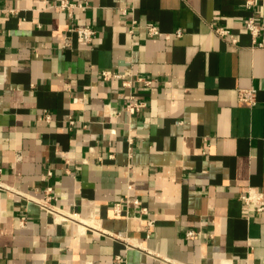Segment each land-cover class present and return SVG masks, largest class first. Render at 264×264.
<instances>
[{"label": "crops", "instance_id": "0c3cea01", "mask_svg": "<svg viewBox=\"0 0 264 264\" xmlns=\"http://www.w3.org/2000/svg\"><path fill=\"white\" fill-rule=\"evenodd\" d=\"M59 1L0 0V264H264V211L240 199L264 192V46L247 29L254 16L264 44V0H73L72 17ZM104 70L153 78L132 88L148 107L130 116ZM50 186L101 231L20 195Z\"/></svg>", "mask_w": 264, "mask_h": 264}, {"label": "built area", "instance_id": "2783aa9c", "mask_svg": "<svg viewBox=\"0 0 264 264\" xmlns=\"http://www.w3.org/2000/svg\"><path fill=\"white\" fill-rule=\"evenodd\" d=\"M57 7H59L62 10H65L69 13V16L72 17V12L75 8H81L84 9L86 7V4H80L76 3L73 0H60L57 4ZM212 29L222 38H226L227 36H230L232 39V42H236V39L233 37L232 33L229 29L224 27H215L211 26ZM147 28L149 30L150 35H155L159 33L158 27L153 23H148ZM247 29L249 30L250 34L253 36L254 42L258 44V46H264L263 42H258L257 38L260 33V27L256 23L255 17L250 16L247 20ZM135 31V25L132 26L130 32L134 33ZM181 30H177L176 34L181 35ZM68 34L69 35H75L77 39V43L80 45H89L93 42L96 34L97 29L90 25V24H77L76 22H71L68 27ZM70 38V37H69ZM67 45L70 44V39L66 42ZM102 77L105 81H110L112 79H118L121 80L122 86L126 89H129L130 91L125 97L124 102V110L130 115L133 116L137 113L142 112L144 109L148 107V100L142 97H139L132 91V88L136 82L143 83L145 86H151L154 83L153 78H146L143 76H137L133 77L131 74L129 76L113 72L111 70H104L102 71ZM238 98L242 102H248L250 104H256L257 102V89L256 88H242L239 89ZM74 123V120H71V124ZM132 141V140H131ZM130 141V142H131ZM19 159H21V155L18 156ZM132 186L130 185V188ZM20 194V193H18ZM21 196L25 197L27 200H32L36 202L40 209L46 212L48 215L51 216L52 220L56 224H73L78 225L82 224L85 226V231L87 230H95V231H101L100 226L95 224L92 220L84 219L82 216H80L79 213L75 211H67L62 208H60L56 202L58 200V196L54 192V189L52 186L47 187L45 190V194L42 198H35V197H29L24 194H20ZM131 197L128 196L127 201H131ZM240 199L243 201V203L246 205V207L249 210H255L257 212L264 211V192L261 190H258L256 188L250 187L244 190L240 194ZM132 201L136 204H140V200L137 198H132ZM142 213L143 214H149V210L147 207H142ZM115 211L117 214H121L122 208L120 207V204L115 205ZM25 218H22L21 224L24 225ZM155 225V221L153 219H147L145 222V227L147 231V236L151 235V229ZM200 232H197L196 230H188L186 233V237L188 239H193L196 236L199 235ZM127 247L130 246H136L143 248L141 243L138 241H133L129 239H125ZM168 261V260H167ZM116 263L117 264H127V259L123 255H117L116 256ZM173 264H185V263H175Z\"/></svg>", "mask_w": 264, "mask_h": 264}, {"label": "bare ground", "instance_id": "6f19581e", "mask_svg": "<svg viewBox=\"0 0 264 264\" xmlns=\"http://www.w3.org/2000/svg\"><path fill=\"white\" fill-rule=\"evenodd\" d=\"M231 262V261H230ZM232 263V262H231ZM224 264V263H223Z\"/></svg>", "mask_w": 264, "mask_h": 264}]
</instances>
